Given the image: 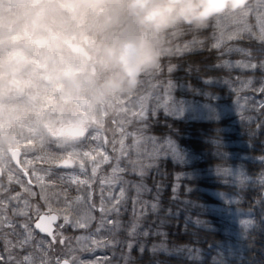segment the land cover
I'll list each match as a JSON object with an SVG mask.
<instances>
[{
	"label": "clouds",
	"instance_id": "9594fccd",
	"mask_svg": "<svg viewBox=\"0 0 264 264\" xmlns=\"http://www.w3.org/2000/svg\"><path fill=\"white\" fill-rule=\"evenodd\" d=\"M254 0H0V169L79 150L136 94L171 39Z\"/></svg>",
	"mask_w": 264,
	"mask_h": 264
},
{
	"label": "trees",
	"instance_id": "16d2710c",
	"mask_svg": "<svg viewBox=\"0 0 264 264\" xmlns=\"http://www.w3.org/2000/svg\"><path fill=\"white\" fill-rule=\"evenodd\" d=\"M252 8L264 11V0L253 3ZM250 19L254 23L255 14ZM214 30L213 25L199 36L177 37L180 46L194 38L204 44L161 60L173 67L163 75L176 85L174 95L178 98L191 95L202 100L206 108L216 110L221 109L215 100L226 104L238 100L240 110L219 119L192 122L162 113L146 120L150 137L169 140L194 159L184 166L162 158L146 167L143 176L124 175L126 183L133 178L137 185L144 186L147 202L158 196V218L146 231L152 233L158 224L159 232L154 231L153 238L142 235L148 227L145 222L139 232L129 231V213L120 208L119 217L115 213L111 217L119 220L115 232L104 229L97 233L99 220L88 230L93 232V240L101 244L109 241L106 247L92 244L93 249L100 248L98 260L109 259L110 264H264V95L257 93L264 84V68L260 66L264 63V41L247 34L229 40L226 47L234 48L233 59L256 65L253 70L230 72L217 67L222 57L218 55L220 49L211 47ZM234 89L244 91L237 93ZM255 95L261 104L254 102ZM235 167L241 171L240 177L248 180H228L226 171ZM109 169V165L103 166L98 176H107ZM172 188L178 189V200ZM100 195L97 181L95 201ZM126 202L129 207V198ZM138 239H154L155 247L142 248ZM55 251L60 255L58 246ZM74 256L80 258V254Z\"/></svg>",
	"mask_w": 264,
	"mask_h": 264
},
{
	"label": "snow or ice",
	"instance_id": "6c2138e0",
	"mask_svg": "<svg viewBox=\"0 0 264 264\" xmlns=\"http://www.w3.org/2000/svg\"><path fill=\"white\" fill-rule=\"evenodd\" d=\"M253 14H255L254 23L250 19ZM214 29L211 47L215 49L222 47L225 37L229 40L239 39L244 34H247L249 38L264 41V11L250 7L244 13L242 20L222 19L214 25ZM177 37L179 36L171 39L170 46L166 49L164 56L190 51L197 44L201 46L204 44L203 41L193 39L183 44V47L176 44L173 48L171 45ZM228 50L232 51V49ZM236 50L242 51L240 49ZM239 66L250 69L256 67L250 61L239 64ZM260 66L264 68V63H261ZM172 70L173 67L169 66L167 71L171 72ZM162 76L163 69L160 63L154 71L145 75L135 95L116 102L115 107L108 116V119L113 120L114 126L106 128L105 124H103L94 133L86 135L78 151L61 156L55 162L37 159L47 164L48 168L33 167L30 170L28 168L0 169V240L3 241V249L0 250V264H78V257L72 255L70 247L72 237L65 239L62 233H54L51 224L58 219L62 211L63 223L59 225V228L70 225L74 229H89L92 221L96 219L93 212L96 210L94 188L97 181L101 186V202L96 232L100 233L106 229L108 232L113 233L119 228L118 218L111 217L113 213H115L116 217H119L121 205L127 201V189L124 187L126 181L122 179L121 174L128 171V168L120 167L121 159L127 158L132 170L137 171L139 169L138 174L143 176L145 174V164L141 157L155 158L160 152L167 154L172 149L168 141L166 148L158 147L156 139L145 136L143 128H137L135 124V121H140L143 124L148 117L151 104L158 103L162 105L167 103L171 82L165 83L161 79ZM250 83L251 81L248 82V84ZM247 86L246 84L245 87ZM234 91L238 93L239 89H234ZM259 91L264 95V84L261 85ZM161 92H163V95H161ZM125 100L127 101V111H125ZM238 103L239 101L237 100ZM132 108H137L138 110L132 113V117L129 119L128 113ZM261 109H264V104H261ZM128 124H132L134 128L131 133L127 130ZM118 130L119 140H117ZM109 132L111 133V138L101 142L102 136H106ZM129 136L132 139V144L129 147L137 156L135 160L130 158V154L124 146V138ZM117 143L120 144L119 150L116 148ZM149 143L151 144V150L148 148ZM108 144L112 145L114 153L112 156L107 154ZM117 152L118 154H116ZM111 160L116 161L114 165H111V174L98 176L100 166L110 163ZM57 162H61L63 168H67L69 164L78 165V171L75 167L70 172L53 171L52 166ZM27 164L31 165L32 161L29 160ZM21 172L29 175L27 181L21 176ZM5 175L7 186L3 182ZM81 176L84 178L81 179ZM32 179L35 180L36 185L39 187V193H36L30 187ZM13 183L18 184L21 190L17 191L12 187ZM73 186H75L76 192H82V195L73 197L70 194ZM116 187H119L118 194L113 191ZM134 187L137 192V199L133 200V213L135 215L136 205L142 203L141 211L143 213L147 209L148 202H141L138 199L140 193L145 190L144 186L138 184L134 185ZM105 191L109 192L107 198L104 197ZM36 196H38V200L33 204L31 198ZM53 199H55L57 207H53ZM105 199L110 207L106 206ZM40 201H43V203H40ZM60 205L63 206L62 210L59 207ZM156 207V204L152 205L153 210ZM45 208H47V211H44ZM34 216L35 220H33ZM18 218H23V222L18 223ZM137 224L138 222L134 221L130 231H134ZM36 230L44 233L45 236L37 240L34 236ZM10 236L15 238L14 241L9 239ZM88 238L87 236H79L76 237V240L80 242ZM57 244L63 245L67 251L62 249L60 255H56L54 249ZM92 244L106 247L109 241H104L101 244L99 241L93 240ZM93 264H110V260H96Z\"/></svg>",
	"mask_w": 264,
	"mask_h": 264
},
{
	"label": "rangeland",
	"instance_id": "374dc122",
	"mask_svg": "<svg viewBox=\"0 0 264 264\" xmlns=\"http://www.w3.org/2000/svg\"><path fill=\"white\" fill-rule=\"evenodd\" d=\"M254 3L255 4H259V0H254ZM183 36L184 35H181V37H178V38H182ZM177 41H178V39L176 38L175 42L172 43L171 46L173 48L175 47L176 44H179V43H177ZM228 42H229V39H227L225 37L224 44L222 45V47L220 48L219 53H218V55L220 57H222V59L220 61L221 63L218 64L217 67L218 68H223V69L228 70L230 72L231 71L244 72V71L253 70V69H250V68H245V67L239 66V64H244V63H247V62L236 60V59H233L231 57L232 53H234L235 51H233L234 48H231V47L227 48L226 47V44ZM181 47H183V46H181ZM228 49H232V51H229ZM184 52L185 51L180 52L178 54H181V53H184ZM186 52H188V51H186ZM173 55L174 54L165 55V56H163L161 58V60H163L164 58H169V57H171ZM225 62H227V64H225ZM161 66H162V69H163V74H166L168 72L167 71L168 70V66L166 65V63H163V62H161ZM161 79H163L165 83L170 81L168 79V77H166L165 75H163L161 77ZM209 81H210V79L206 80L207 84L209 83ZM175 87H176V85H174V83L171 82V88H170L169 93H168L169 99H168L166 104H162L161 105V104H158V103H153V104L150 105L149 114H148L147 119L150 116L155 117V116H157V114L162 113L164 115L172 116L173 118H176V119H186V120L192 122V121L206 120L208 118H210V119L211 118H214V119L218 118L219 119V118H221L222 115L223 116L232 115L233 112L236 113V112H238L240 110V106H238V105H241V104H237L236 100L230 102L229 104L217 102V100H215L214 103L216 104V106L220 107L221 110L213 109V107H211V109L210 108H206V106L203 105L204 102L202 100L196 99L195 97H192L191 95H190V97H182V98L176 97L174 95ZM239 91H244V90L240 89ZM257 93L259 94L260 91L257 92ZM161 95H163V92H161ZM242 96H247V94H243ZM256 96L257 95L254 96V100H255L254 102H256L257 104H261V99L260 98L257 99ZM137 100H138V98H137ZM150 103H151V101H150ZM127 110H128L127 101L125 100V111H127ZM137 110H138L137 108H132L131 109V111L128 113L129 119H131L132 113L136 112ZM146 120L143 122V124L140 121H135V124H136L137 128H143V131H144L143 134L145 136L150 137V135L146 133V128H145L147 126V124L145 123ZM107 121H108V123H107ZM113 126H114V122L111 121L110 119L106 118L105 127L106 128H110V127H113ZM127 130L130 133L134 131V128H133L132 124H128L127 125ZM110 138H111V133L109 132L106 136H102L101 142H103L106 139H110ZM119 139H120V137H119V130H118L117 131V140H119ZM167 141L170 142V144L172 146V149L167 154H165L164 152H160L159 155L156 156L155 158L141 157V159H143V163L145 164V168L146 167H151L153 164L156 163V161H158L159 159H162V158L163 159H171L172 161L180 163V164H182L184 166H189L191 164L189 162L193 161L194 156H191V155L187 154L186 151H184L183 149H179L178 147H176V145L174 143H172L169 140H163L162 138H161V140L156 139L158 147H161V148H166L167 147ZM131 144H132L131 137L130 136L129 137H125L124 138V146H125L126 150L128 151V153L130 154V158L132 160H135V159H137V156H136V153L134 151H132L131 148L129 147ZM116 148H117V150H119V148H120V144L119 143L116 144ZM148 148H149V150H151V144L150 143L148 145ZM101 151H103V149H101ZM107 154L110 155V156L114 155L111 144L107 145ZM116 154H118V152ZM29 160L32 161L31 165L27 164V162ZM115 163H116L115 160H111L110 163L102 164L100 166V170H101V168L103 166H108L109 165L111 167V165H114ZM20 165H22V167L24 169L28 168L29 170L31 168H33V167H35V168H48L49 167L42 160H39V161L38 160H32L30 157H22ZM54 165L52 166V169H53V171H57V170H54ZM120 167H122V168L123 167H127L128 168V171H126V172L121 174L123 180H124V175L127 174V173L129 175H131V176L133 174H135L136 176L139 175L138 174L139 169H137V171H133L132 170V166L128 162L127 158H122L121 159ZM75 168L78 171V165H75ZM57 172H60V171H57ZM109 172H112V167L109 169ZM226 172L227 173H226L225 176H226V178L228 180H231L234 177L242 178L243 180H248V177H240L241 176V174H240L241 171L238 170L236 167L228 169ZM89 174H90V168H89ZM110 174L111 173H109L108 175H110ZM80 178L83 179L84 177L81 176ZM125 181H126V178H125ZM3 182L7 186L6 175L3 178ZM32 183H33L32 184L33 185L32 186L33 190L36 193H39L40 189L36 185V182H35L34 179H32ZM46 183H47V181H46ZM134 185H137V183H136V180L133 179V178H129L127 183L124 184V187L127 189V198H129V202L130 203H129V207L126 206L127 202L125 204H122L121 205V210H126L129 213V217H128L129 220L127 219L126 222H127L128 227H129L130 230H131V225H132V223L134 221L138 222L137 227L135 228L134 232H139L140 231L139 228L143 227V223L144 222L146 223V226H148V227L144 231H142L143 232L142 235L145 236L146 234H148V231H146V230L147 229L150 230V228H151V226L149 225L150 222H155V219L158 218L157 214H158L159 211L157 209H158L159 204H158V201L156 200V199H158V196L155 194L152 197L151 202H148V206H147L146 211L143 212V213L141 211L142 203L141 204H137L136 205V212H135V215H134V213H133V200L137 199V192H136V189H135ZM12 187H14L17 191L21 190L20 186L18 184L13 183ZM172 189H173L172 193H173L174 199L178 200L177 199L178 196L175 194V193H177L178 189H176V188H172ZM185 190H188V189L185 188ZM72 191L74 193L76 192L75 186L72 187ZM113 191H114L115 194H118L119 193V187H116ZM128 192H129V195H128ZM13 194H15V193H13ZM76 195H82V192L81 193H77L76 192V194L74 196H76ZM108 195H109V192H104V197L105 198H107ZM138 199L141 202L147 201L144 192L140 193ZM31 200H32V203L35 204L36 201L38 200V196L32 197ZM100 202H101V195H100L99 199L95 201L96 210L93 212V215L96 217V219L92 221L90 228L93 226V223L96 220H99V216H100V212H99ZM40 203H43V201H40ZM52 204H53V207H57L55 199H53ZM105 204H106V206L110 207V205L107 204V200L106 199H105ZM153 204H156V206H157L155 210H153V208H152ZM177 205H178V203H176L174 206L176 207ZM59 207L62 210L63 206L60 205ZM44 211H47V208H45ZM62 214L63 213L61 211V215L59 216L60 221H59V224H58V226H57V228L55 230V233H62L63 237L65 239H67L68 237H72V239L70 241V247L72 249V255L73 256L77 255V254H80V258L78 259V264H93V262L98 260L97 257H99V255H100V248H95V249L92 248L93 232L88 231L89 229H74L70 225H66L64 228H59V225L63 223ZM153 214H155L156 216L154 218H151V216H153ZM34 218H35V216L33 217V219ZM17 222L18 223H22L23 222V218H18ZM158 230H159V226H158V224H156V229H154V231L159 232ZM154 231L152 233H149L148 236L153 238ZM90 233H91V235H90ZM34 236H35V233H34ZM79 236H87L89 238L87 240H82V241L78 242L76 240V237H79ZM9 239L14 241L15 238L10 236ZM125 241H127V238L125 239ZM136 242L141 244L142 248L153 249L155 247V240L154 239H151V240L149 239L146 242L144 240H142V239H140V240L138 239ZM57 246L59 248V251H58L57 254H60L61 250L64 249V246L63 245H59V244H57L56 247ZM128 246H129V243H128ZM2 249H3V241L0 240V250H2ZM64 251H67V249H64ZM54 252H56L55 249H54ZM82 254L83 255H87V256L82 257ZM93 256H94V258H92ZM69 258H71V257H69Z\"/></svg>",
	"mask_w": 264,
	"mask_h": 264
},
{
	"label": "water",
	"instance_id": "95a60500",
	"mask_svg": "<svg viewBox=\"0 0 264 264\" xmlns=\"http://www.w3.org/2000/svg\"><path fill=\"white\" fill-rule=\"evenodd\" d=\"M18 164H19V159H18L17 161L14 162V165H15L16 167L18 166V168H19L20 166H19ZM73 166H74L73 164H69L67 168H63V167L61 166V162H60V164L57 166V168H58V169H70V168H72ZM25 177L27 178L26 175H25ZM56 223H57V220L52 222V224H51L52 230H54V227H55ZM36 232H38L39 234L45 236V234H44V233H40L39 230H36Z\"/></svg>",
	"mask_w": 264,
	"mask_h": 264
}]
</instances>
